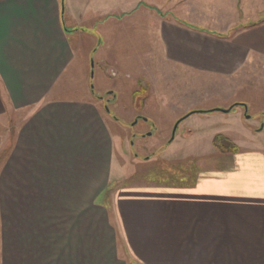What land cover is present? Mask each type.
<instances>
[{"label": "crops", "instance_id": "obj_1", "mask_svg": "<svg viewBox=\"0 0 264 264\" xmlns=\"http://www.w3.org/2000/svg\"><path fill=\"white\" fill-rule=\"evenodd\" d=\"M149 1L179 5L185 20L201 27L212 26L205 15L238 16L235 1ZM66 4L0 0V128L10 116L19 118L13 136L4 132L0 151V264H264V146L248 142L221 154L214 137L239 145V133H205L191 121L182 127L194 133L179 129L177 141L193 143L180 160L195 166L173 170L178 179H143L125 167L122 136L138 116L136 91L127 93L131 109L122 113L112 79L123 75L106 57L92 68L93 54L115 32L108 15L119 16L123 6L89 15L90 7L76 13ZM238 23L226 29L221 23L225 35H213L165 19L150 22L159 34L150 44L159 43L170 68L210 77L221 88L214 95L228 94L210 110L247 105L237 93L264 86V17ZM97 66L99 88L115 94L113 114L96 98ZM125 78L134 88L133 74ZM240 107L235 120L242 124ZM153 122L163 135L166 124Z\"/></svg>", "mask_w": 264, "mask_h": 264}, {"label": "rangeland", "instance_id": "obj_2", "mask_svg": "<svg viewBox=\"0 0 264 264\" xmlns=\"http://www.w3.org/2000/svg\"><path fill=\"white\" fill-rule=\"evenodd\" d=\"M226 1L228 6H231L233 1H235L238 6L236 10L237 17H240L241 20L239 21L235 15H232L227 20L226 17L218 19V17L212 15L203 16L202 20L209 22L212 25L211 28L190 24L185 20V16L181 15L182 12L179 5L170 7V9L169 7L157 8L149 0H66V3H68L66 7L69 10H71L72 6L75 7L76 13L80 11L79 8L90 7L89 15L93 12L92 10L96 13L99 10L102 14H107L111 10L116 9L115 7L123 6L122 14L119 16L108 15L106 24L108 23L109 28L115 29V32L109 30L110 36L106 39L104 38V45L99 48L97 53H94L95 55L93 54L94 59L92 60L95 61L96 65L102 57H106L109 63L114 64L117 68V73L123 75L122 80L112 79L114 80V89L120 93V104L123 107L120 111L122 113L131 109L129 108L131 105L128 104L131 95H127V93H131L132 90L136 91V94L133 95V103L136 111H138V116L131 122L128 127L129 130L122 136L125 146L120 153L124 166L135 168V173L143 179L145 176L151 178L153 176L161 177L167 170L172 173L173 170L178 171L181 168L195 166L189 161L180 160V156L190 151L193 145V143L177 141L179 129H187L186 132L189 135L194 133L188 128L182 127L185 122L187 124H190L191 121L194 122V126L196 125L197 129L205 133H211L212 131L229 133L228 131H231L235 132L232 134H237L238 132L242 136H237L240 140L242 139L241 141L237 140L239 145L222 134L216 135L214 139L217 136L227 138L239 150L241 146H249L248 142L264 146V130L260 133L255 132L256 129L264 126V86L262 88L254 84L249 88H243V90L239 91L240 94L237 93L238 96L240 95L246 99V104L249 106V109H243V119L242 124H240V120H235L237 118L236 108L247 105L238 103L226 104V107L218 106L219 108L210 110V108L216 107L220 103H225L224 100L228 94L219 93L214 95V90L218 87L212 83L215 80L212 81L210 77L194 78L187 76L184 73L182 74L174 64L170 68L162 59L163 57H161L162 49L159 43L151 45V41H149L151 38H158L159 35L157 31L154 32V35L152 33L154 29L150 26L152 20L159 23L160 19H165L206 34L225 35L224 33L221 34L222 31L219 30L226 29L233 21L235 23L237 21L244 23L245 21H255L264 17L262 6L259 3L260 0ZM171 2H176V0H171ZM132 14L135 15L132 16ZM135 22L138 24L132 28L131 26ZM117 24L122 25L123 29L117 30L115 27ZM220 24L224 29L221 28ZM235 28H238V26ZM96 70V79L94 78L93 81L95 94L100 98H104L113 114L115 113V109L112 107L115 102V94L103 93V90L99 88V66L96 67ZM129 73L133 74L134 88L132 79L128 80L125 78L126 74ZM135 80H140L139 87H135ZM222 89L225 91L224 88ZM107 100L111 102H107ZM223 111L229 112L225 113ZM119 117L122 122L129 121V118L121 114ZM226 118H229L230 121H228L229 119L223 121ZM18 119V116L12 115L7 120L6 127L0 128V151L3 150L4 132H8L10 136H13V129H15ZM152 119L158 124L161 122L166 124L167 127L164 126L165 132L163 135L161 133V125L155 128ZM136 121L138 122L137 124ZM146 122L153 124L154 128H151L150 125L148 126ZM133 125L134 127H132ZM258 125L259 127L257 128ZM194 145L196 146L193 148L199 146V144ZM211 145L218 151L213 143ZM203 146L206 148L205 145ZM250 146L255 148L251 144ZM183 149L185 150L183 151ZM165 152L168 153V158L163 155ZM162 177L164 178V176Z\"/></svg>", "mask_w": 264, "mask_h": 264}, {"label": "trees", "instance_id": "obj_3", "mask_svg": "<svg viewBox=\"0 0 264 264\" xmlns=\"http://www.w3.org/2000/svg\"><path fill=\"white\" fill-rule=\"evenodd\" d=\"M96 98L102 99V100L104 99V98H100L98 96H96ZM213 145L222 154L237 153L239 151V149L230 140H228L227 138H224L222 136H217L214 139V141H213ZM170 173H171V171L170 170H167L166 172H164L162 174V176H168V178L173 177L174 179H178L180 177L179 176V172H176V173L175 172H172V173H174L173 175H171Z\"/></svg>", "mask_w": 264, "mask_h": 264}, {"label": "water", "instance_id": "obj_4", "mask_svg": "<svg viewBox=\"0 0 264 264\" xmlns=\"http://www.w3.org/2000/svg\"><path fill=\"white\" fill-rule=\"evenodd\" d=\"M92 68H94V61L92 60ZM92 76H93V71H92ZM248 108H247V106H246V110H247ZM223 112H225V113H228L229 111H223ZM136 123H137V121H136ZM175 133V132H174Z\"/></svg>", "mask_w": 264, "mask_h": 264}, {"label": "flooded vegetation", "instance_id": "obj_5", "mask_svg": "<svg viewBox=\"0 0 264 264\" xmlns=\"http://www.w3.org/2000/svg\"><path fill=\"white\" fill-rule=\"evenodd\" d=\"M104 100V99H103ZM107 102H108V100H107ZM110 102V101H109ZM105 104H107V103H105ZM107 108H108V105H107ZM109 109V108H108ZM245 110H246V106H245ZM140 121V120H139ZM138 123V122H137ZM136 123V124H137ZM153 125V124H152ZM152 128H154V126H152ZM151 134V133H150ZM144 136V135H143Z\"/></svg>", "mask_w": 264, "mask_h": 264}]
</instances>
